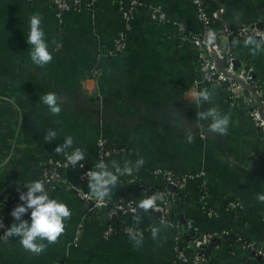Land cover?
Returning <instances> with one entry per match:
<instances>
[{"label": "crops", "instance_id": "0c3cea01", "mask_svg": "<svg viewBox=\"0 0 264 264\" xmlns=\"http://www.w3.org/2000/svg\"><path fill=\"white\" fill-rule=\"evenodd\" d=\"M156 5L174 25L150 22L144 10L131 20L125 45L113 55L104 54L124 20L115 0H98L90 8L63 11L56 18L46 1L0 0V196L36 181L47 160L57 155V146L68 136L73 145L67 154L79 148L89 164L96 162V141L119 149L103 159L107 170L115 161L123 170L125 162H145L135 173L147 180L152 166L176 172H191L178 214L192 219L199 232L227 230L243 240L261 244L264 239V139L240 102L229 104L218 88L203 81L196 72V51L190 42L175 41V25L187 32L202 29L190 0H139ZM209 13L217 12V27L256 24L264 27V0H203ZM42 16L44 39L53 60L43 67L30 58L27 39L29 18ZM227 37L240 63H248L253 79L264 92V47L260 43L245 46V40ZM235 42V43H234ZM259 45V47H257ZM255 53V54H253ZM100 72L91 76L90 68ZM207 89L209 101L198 93ZM55 92L61 112L53 115L41 97ZM215 108L229 117L227 133L208 130L211 118L198 120L197 112ZM57 133L51 143L44 136ZM189 132L192 142L188 141ZM89 179L79 180L69 171L60 173L59 183L50 197L67 205L71 217L58 242L33 254L20 244V238L0 239V264H165L171 257V238L180 226H169L152 212L126 216L124 224L132 228L151 225L160 231L140 233L139 246L130 234L115 231L102 236L100 220L87 211L78 197L90 192ZM213 186L234 199L246 216L238 222L227 212L204 217L197 207L199 186ZM126 181L118 176L108 199L122 198ZM207 201L218 207L211 195ZM9 207L0 202L6 229L15 221ZM140 217L136 223L134 217ZM30 221V210L21 217ZM206 264H255L227 245L207 252Z\"/></svg>", "mask_w": 264, "mask_h": 264}, {"label": "built area", "instance_id": "2783aa9c", "mask_svg": "<svg viewBox=\"0 0 264 264\" xmlns=\"http://www.w3.org/2000/svg\"><path fill=\"white\" fill-rule=\"evenodd\" d=\"M46 1L53 9L56 18L66 10L79 11L81 9L90 8L98 0H28ZM197 20L200 22L202 29L198 32H187L181 26L175 25V41L177 43L190 42L196 51V72L201 79L215 88L222 89L224 96L227 98V103L233 104L240 102L244 106V111L249 116L254 126L259 130L260 136L264 139V92L256 83H251V77L243 75L242 65L248 63H240L237 71H233L232 60L233 56L229 45H224V39L227 37L244 39L249 36L259 37L260 44H264V27L258 29L256 24L249 26H231L227 23H222L217 27H213V23L218 20L217 12H221L222 7H219L214 13H209L203 0H190ZM116 7L121 13L124 20L123 26L118 29L110 46L105 49L104 54L113 55L119 52L125 45V36L129 30L132 18L140 11L144 10L147 19L155 24L174 25L170 22L165 14L156 5H145L139 0H115ZM211 34V36H210ZM211 37H214L212 39ZM214 55L223 62L219 65L212 57ZM250 67V66H249ZM91 76L99 74V67L92 66L90 68ZM250 84L252 92L246 90L244 86ZM119 149L105 146L100 140L96 141V162L89 165L85 161H80L73 168L67 159H51L47 160L37 174L36 181H43L45 192L50 196V192L57 186L60 180L62 171L71 172L79 180L89 179L87 175L89 171H99L95 166L103 161L109 155L118 153ZM66 154H63L65 156ZM82 164L84 167H80ZM117 176H121L127 184L126 195L122 198L110 200L107 197L100 199L90 192L80 191L77 195L82 203L87 206V211L96 216L100 222L105 221L106 226L102 231V236H107L115 231H122L129 234L128 229H135L124 224L126 216L145 212L138 207L141 200L152 195H163V200H157L156 207L149 209L156 219L166 223L169 226H180V230L171 238V257L165 264H206L207 252L212 249H219L223 245H227L231 252H239L248 259L254 260L255 264H264V239L261 244H255L243 240L241 237L232 234L227 230L221 231H205L199 232L197 226L192 219H183L177 221L172 219L169 209L175 202L181 205L182 199L185 196L184 188L187 180L196 177L197 174L191 172H176L170 168L161 166H152L148 171L147 180H140L138 176L132 172L131 175H120L115 169H109ZM135 186V188L131 187ZM206 186V185H200ZM151 189L152 192L146 197H135L138 190L142 192ZM20 191L27 192L25 187L20 188ZM183 194V195H182ZM209 195L202 194L200 191L197 195V202L201 205L198 207L199 213L202 216H216L212 205L207 201ZM51 198V197H50ZM0 202L9 207H16L23 202L19 200L18 190L6 191L0 196ZM233 206L234 203H229ZM101 216H97V213ZM119 216H122V221L119 225L114 224ZM116 220L112 221L111 218ZM0 223L4 227L0 228V239H4L6 231L5 217L0 213ZM152 229L151 225H147ZM185 235L187 240L185 245H180V237ZM226 237H235V242H227ZM187 247L191 249V253L187 252Z\"/></svg>", "mask_w": 264, "mask_h": 264}, {"label": "clouds", "instance_id": "9594fccd", "mask_svg": "<svg viewBox=\"0 0 264 264\" xmlns=\"http://www.w3.org/2000/svg\"><path fill=\"white\" fill-rule=\"evenodd\" d=\"M42 16L39 14H33L29 18L30 31L27 39L28 45L32 46L30 51V58L32 62L38 66L43 67L53 60L52 54L48 50V44L46 43L44 36L45 33L41 27ZM211 36V34H210ZM214 39V37H211ZM235 43V42H234ZM255 43L252 36H249L245 40V46ZM259 47V45H257ZM255 54V53H253ZM198 97L202 101H209L211 93L205 89L198 93ZM42 102L48 106L50 112L53 115H59L61 112L60 100L55 92H49L41 97ZM211 118L208 130L213 133H219L225 135L227 133V126L229 124L228 116H221L215 108L209 109L206 112H197L198 120H208ZM57 136L54 130H48L44 136L46 143H51ZM193 136L189 132L188 141L192 142ZM73 145V138L68 136L64 143L55 148L56 153H65L68 163L75 168L80 161L84 160V153L81 149H74L71 154H67L66 150ZM144 160L138 159L135 165H132L131 161L125 162L123 170L118 164L113 161L112 167L120 175H131L134 168L138 170L144 164ZM81 168L84 165H79ZM99 171H89V189L91 193L103 199L109 196L111 187L115 186L118 181V176L111 171H106L108 165L103 161L95 166ZM27 192H19V200L23 203L16 206L11 216L15 221L19 223H13L4 232L5 237H19L21 246L36 255L41 254L47 245L43 241H47V244H53L58 242V238L63 234L65 230L64 221L71 217V211L66 204L58 201L57 199L50 198L49 194L45 192L43 181H33L28 184H24ZM163 195H152L146 199L140 201L138 207L145 212L149 209L155 208L157 200H163ZM258 201L264 203V194H258ZM30 210V223L27 220H22L21 217ZM135 222L140 223V217H134ZM4 227L0 223V228ZM160 231L158 227H152V238L156 239L157 234ZM131 239L135 241V245L139 246L143 240L142 234L135 232L133 229H128Z\"/></svg>", "mask_w": 264, "mask_h": 264}, {"label": "trees", "instance_id": "16d2710c", "mask_svg": "<svg viewBox=\"0 0 264 264\" xmlns=\"http://www.w3.org/2000/svg\"><path fill=\"white\" fill-rule=\"evenodd\" d=\"M251 83L253 85H255L257 82L252 78ZM219 91H221L223 93L222 89H219ZM224 98H225V101H227L226 96H224ZM54 158L55 159H57V158L58 159H67V156L66 155L65 156L57 155ZM82 161L87 162L88 160L84 159ZM89 165H91V164H89ZM131 187L135 188V186H131ZM10 191H13V190H10ZM199 191L202 194H207V195H211L212 197H215V199L218 201V207H216V208L213 207V210L216 213L227 212L231 215V217L233 219H235L238 222L245 220L246 216L243 214V212H242L241 208L238 206L237 202L234 199L223 194L220 189L213 187V186H201L199 188ZM151 192H152L151 189L146 190L144 192H142L141 190H138L137 194H135V197H146ZM229 203H234V205L230 206ZM200 205H201V203L198 201L197 206L199 207ZM178 209H179V204H177V202H175L173 204V206L169 209L170 216L172 217V219L177 220V221L181 220V217L178 214ZM121 221H122V216H119L118 219L112 223L119 225L121 223ZM105 226H106L105 221H102L99 225L98 230L101 231V235H102V231L104 230ZM133 230L135 232H138V233H149L150 232L149 226H143V227L133 229ZM235 239H236L235 237H226V241L229 243L235 242ZM186 240H187V237L185 235H182L180 237V245H185ZM186 250H187V252L191 253V249L189 247H187Z\"/></svg>", "mask_w": 264, "mask_h": 264}, {"label": "water", "instance_id": "95a60500", "mask_svg": "<svg viewBox=\"0 0 264 264\" xmlns=\"http://www.w3.org/2000/svg\"><path fill=\"white\" fill-rule=\"evenodd\" d=\"M256 27H257L258 29H262V28H263V24H262V22H257V23H256ZM254 40H255V42L259 43L260 38H259V37H254ZM261 45L264 47V44H263V43H262ZM211 57H212V58H213V59H214L219 65L223 62L222 59H218V58H216L214 55H211ZM232 67H233V71H237V69L239 68V60H238L237 58H234V59L232 60ZM241 68H242V71H243V75L250 76L251 78L254 77V74H253L252 71L250 70V67H249L248 64H244V65H242ZM244 88H245L246 90H249L250 92H252V88H251V85H250V84H246V85L244 86ZM97 216H101V214L98 212V213H97ZM101 218H104V216H101ZM111 220H112V221H115L116 218L113 217V218H111Z\"/></svg>", "mask_w": 264, "mask_h": 264}]
</instances>
